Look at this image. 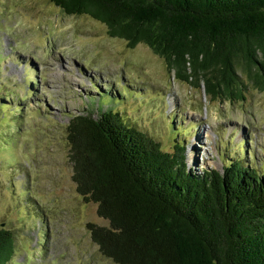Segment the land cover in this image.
<instances>
[{
  "label": "rangeland",
  "instance_id": "1",
  "mask_svg": "<svg viewBox=\"0 0 264 264\" xmlns=\"http://www.w3.org/2000/svg\"><path fill=\"white\" fill-rule=\"evenodd\" d=\"M245 85L243 100L211 101L147 46L129 48L93 19L67 16L50 0H0V227L13 233L9 264H114L87 228L108 222L72 179V117L112 108L165 152L179 143L194 173L222 172L236 158L261 170L264 91Z\"/></svg>",
  "mask_w": 264,
  "mask_h": 264
},
{
  "label": "trees",
  "instance_id": "2",
  "mask_svg": "<svg viewBox=\"0 0 264 264\" xmlns=\"http://www.w3.org/2000/svg\"><path fill=\"white\" fill-rule=\"evenodd\" d=\"M50 2L105 25L129 48L147 46L211 101L243 100L245 83L264 91V0ZM67 131L77 192L108 222L87 225L103 257L114 264H264L263 166L236 158L222 172L194 173L179 143L165 152L112 108L98 119L72 117ZM14 246L13 233L0 227V264L11 262Z\"/></svg>",
  "mask_w": 264,
  "mask_h": 264
},
{
  "label": "bare ground",
  "instance_id": "3",
  "mask_svg": "<svg viewBox=\"0 0 264 264\" xmlns=\"http://www.w3.org/2000/svg\"><path fill=\"white\" fill-rule=\"evenodd\" d=\"M192 150V149H191ZM192 153V152H191ZM194 154H192V158H193Z\"/></svg>",
  "mask_w": 264,
  "mask_h": 264
}]
</instances>
